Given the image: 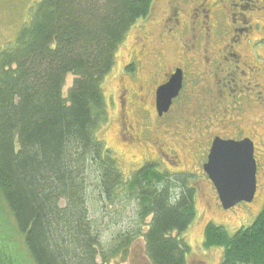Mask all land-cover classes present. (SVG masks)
<instances>
[{"label": "trees", "instance_id": "1", "mask_svg": "<svg viewBox=\"0 0 264 264\" xmlns=\"http://www.w3.org/2000/svg\"><path fill=\"white\" fill-rule=\"evenodd\" d=\"M155 1L43 0L15 47L0 50V214L3 201L14 217L12 225L1 214L0 229L16 222L35 264H109L122 250L128 258L139 239L146 264H188L191 248L182 234L196 219L197 191L172 183L158 164L127 180L96 137L108 120L103 82ZM91 183L105 206L122 188L126 206L139 204V222L117 235L110 252L91 217ZM178 187L185 189L178 194ZM204 234L207 248H224L221 264H264V209L234 236L213 223ZM0 264H14L1 249Z\"/></svg>", "mask_w": 264, "mask_h": 264}, {"label": "rangeland", "instance_id": "2", "mask_svg": "<svg viewBox=\"0 0 264 264\" xmlns=\"http://www.w3.org/2000/svg\"><path fill=\"white\" fill-rule=\"evenodd\" d=\"M42 1L0 0V50L15 47L19 34L30 25ZM250 2L259 3L257 8L262 11L246 0H156L151 15L131 30L118 51L114 70L102 85L108 120L96 131V137L112 152L125 178L130 180L140 168L158 164L157 171L168 174L172 183L187 182V187L197 191L194 199L196 219L182 234L191 248L188 264H221L224 248L204 245V232L209 223L223 227L231 237L241 228L251 226L264 209V95L256 97L251 82L249 91L242 94L245 100L235 106L236 99L232 96L239 92H231L234 83L230 85L225 79L227 67L231 66L229 62H236L231 56L233 48L243 58L242 64L264 66V4L260 6L264 2ZM207 16L214 27L209 36L199 28L204 26L202 21ZM192 46L207 49L208 53L191 52ZM131 64L134 71H126ZM181 68L186 74L182 95L172 104L170 113L158 116L153 93L165 74ZM214 73L216 78H213ZM75 79L73 75L68 76L65 97ZM230 104L239 109L229 111L224 119L223 111ZM236 116L243 135L254 134L259 158L258 191L251 204L242 202L224 210L211 180L203 178L202 167L197 163L196 155L202 141L198 135L207 130H220L217 126H221L222 118L226 125V120ZM228 131L231 133L233 129L228 127ZM90 185L91 217L98 221L103 247L110 252L118 244L117 235L139 222V204L133 202L134 205L126 206L128 194L126 188H122L119 199L105 206L99 201L96 185ZM183 189L176 192L180 194ZM1 214L14 224V217H10L3 201ZM12 225L10 228L1 226L0 249L14 264H35L23 238L21 241L17 234L16 222L14 227ZM145 251V242L139 239L130 247L128 258L122 250L109 264H146ZM97 261L102 262L100 258Z\"/></svg>", "mask_w": 264, "mask_h": 264}, {"label": "water", "instance_id": "3", "mask_svg": "<svg viewBox=\"0 0 264 264\" xmlns=\"http://www.w3.org/2000/svg\"><path fill=\"white\" fill-rule=\"evenodd\" d=\"M175 72L156 92L158 116L169 113L173 101L180 96L183 72L181 69ZM212 147L203 169L217 190L223 209L229 210L242 202L251 204L258 190L253 142L249 138L237 142L217 138Z\"/></svg>", "mask_w": 264, "mask_h": 264}, {"label": "flooded vegetation", "instance_id": "4", "mask_svg": "<svg viewBox=\"0 0 264 264\" xmlns=\"http://www.w3.org/2000/svg\"><path fill=\"white\" fill-rule=\"evenodd\" d=\"M246 1L249 2V4H252L250 2V0H246ZM255 1H256V3H258V0H255ZM263 2H264V0H263ZM253 4H252L253 8L257 9L258 11H262V10L259 9V7L257 8V6H259V3L257 5H253ZM263 4L264 3H260V6L263 5ZM170 9H171V7H170ZM242 14H243V12H242ZM236 15L240 16L239 13H236ZM243 16H246L245 13H244ZM203 21H202V24H204V26H200L199 28H200V30L204 31L205 35L209 36V31L211 30V28H214V27H212L211 23H209L210 22V17L207 16L205 21L204 22ZM243 21L246 22L244 18H243ZM237 41L238 40H236L235 42H237ZM200 50H201V52H200ZM194 51H198L199 52L198 54H202L203 52L204 53H208L207 49L203 50V49H201V47L197 48L195 46H192L191 52H194ZM232 53L233 54H231V56H232L233 59H236V62H234V63L233 62H229V64H231V66L227 67L229 71H228V77H227V74H225V79L226 80L228 79L231 82V83H229L230 85H232V83H234V86H232V87H234V89L231 88V92H235V90L237 92H239V95L236 94V95L232 96L234 99H236L235 101H233V105H235V106L239 105L243 100H245V99H243V95L242 94H245L247 91H249V88H251V87H248V86L251 85V82H253L252 85H253V88L255 89L254 90L252 88L251 90L254 91V92L256 91L255 92L256 97L257 96L263 97V95H264V77H263V75H264V66H263V64H261V65L259 63H256L255 65H250V64H247V63L242 64L243 58H241V56L238 54L236 48H233ZM157 55L159 56V55H161V53H159ZM255 56H256V58H258L257 55H255ZM209 57H210V55H209ZM247 60H249V58H247ZM258 60H259V58H258ZM241 65H243V66H241ZM176 70L177 69H174L173 72H171L169 74L168 73L165 74L163 82L160 85H158L156 90L154 91V93H153L154 99H155L154 100V106H155L156 110H157V106L155 105L156 104V98H157L156 91L159 88V86H161L164 83L168 82L169 78L171 77V75H173L175 73ZM181 70L183 72V77H184L183 83L185 85L186 74H185L183 68H181ZM224 71H226V70H224ZM222 74H223V72H222ZM215 75L216 74L214 73L213 78L217 77V76L215 77ZM240 86L243 89H241ZM240 92H241V94H240ZM250 93H251V91L249 92V94ZM181 95L182 94L180 93V97H181ZM175 101H173V104H174ZM231 104L229 106L225 107V110L223 111L224 112L223 115L225 114L224 119L227 118V113L229 111L235 112L236 110L239 109L237 107H231ZM173 107H174V105L172 106V108ZM172 108H171V110H172ZM167 114H164L163 117H165ZM219 114H221V113H219ZM226 121H227L226 125H223V123L225 121H223V118H222L221 126H217V128H220V130H215L214 132L207 130L206 133H204L202 135H201V133H199V135H198V136H200L202 138V141H201V146L200 147L197 146V147L200 148V150L197 152L196 157L198 158V162L197 163L202 167L203 174H204L203 178H208V175L205 173V170L203 168H204V166L206 165V163L209 160L208 156L210 155V152H211V150L213 148L212 147L213 143L215 142V140L217 138H220V139H222L224 141L233 140L235 142L247 140L249 138L253 142V144L255 145L254 156H255V160H256L257 175H258V172H259V167H258L259 166V158L257 156L258 152H257V145L255 144L254 134H249L248 136H244L243 135V130L241 128V125L239 124V120H238L237 116L233 117V118H230L229 120H226ZM228 127H231L233 129V131L231 133L228 131ZM232 135H234V136H232Z\"/></svg>", "mask_w": 264, "mask_h": 264}, {"label": "bare ground", "instance_id": "5", "mask_svg": "<svg viewBox=\"0 0 264 264\" xmlns=\"http://www.w3.org/2000/svg\"><path fill=\"white\" fill-rule=\"evenodd\" d=\"M213 149V148H212ZM212 151V150H211Z\"/></svg>", "mask_w": 264, "mask_h": 264}]
</instances>
